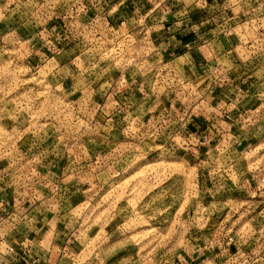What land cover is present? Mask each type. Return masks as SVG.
I'll use <instances>...</instances> for the list:
<instances>
[{
  "label": "rangeland",
  "instance_id": "obj_1",
  "mask_svg": "<svg viewBox=\"0 0 264 264\" xmlns=\"http://www.w3.org/2000/svg\"><path fill=\"white\" fill-rule=\"evenodd\" d=\"M0 196L22 264H264V0H0Z\"/></svg>",
  "mask_w": 264,
  "mask_h": 264
},
{
  "label": "crops",
  "instance_id": "obj_2",
  "mask_svg": "<svg viewBox=\"0 0 264 264\" xmlns=\"http://www.w3.org/2000/svg\"><path fill=\"white\" fill-rule=\"evenodd\" d=\"M195 17V16H194ZM193 18V17H192ZM198 20L197 17L193 18V20H187L184 19L181 20L182 23H186V22H193L196 23V21ZM119 20L117 21V23H115V26H117ZM181 22H176V20L174 18H172L171 20H166V21H158V24H156L157 26L155 27V31L153 29V37L156 41V44L160 45L159 48L156 47L155 50H152L154 55H158L159 58L161 59H157L156 62L152 61L149 64V58H144L143 56H139V60L135 61L132 63V65H130L128 68L126 69V72L124 71V75L129 79L130 85H129V94H130V102L131 104H137V105H147L149 104H155L157 103L155 98L148 96L146 97H141L139 96V92L136 95L137 98H135V94L137 93V91H145L148 90L146 86L144 87H137V84H133L132 80H136L138 79V77L136 76L137 73H141V75L144 73V70L149 68V66H155L156 64H159L160 62V66H164V67H176L179 66V59L182 56H186V57H199L201 60L204 61L205 56H204V51L203 48L201 49V46H197L195 44L196 43V35L195 34H191L190 31L188 30L186 33H183V31L181 30L180 26H178ZM136 24L140 25L142 24L141 21L139 20V22H136ZM136 24H132V21H127V25L128 27H132V26H136ZM132 25V26H131ZM192 26L194 27L195 25L192 24ZM121 30H123L122 28H120ZM129 30V32L133 33L132 30L133 29H127ZM180 30V32L178 31ZM142 33V29H140L139 34ZM194 33V32H193ZM165 41H167V44H165ZM189 42V43H187ZM169 47V48H166ZM145 56H147L145 54ZM204 57V58H203ZM164 61V62H163ZM191 63L194 64H198L196 61L194 60H190ZM124 69V70H125ZM166 70V69H165ZM174 70V69H172ZM139 71V72H138ZM139 73V74H140ZM132 74H135V76H132ZM140 78V77H139ZM67 80H65L64 83ZM140 85H143L142 82H140ZM80 88V87H79ZM153 89V88H152ZM142 93V92H141ZM141 98V99H140ZM138 99H140L138 101ZM5 198H8V196H0V199H2V201H4ZM14 200H17L18 202V197L15 196ZM10 211L5 212L4 209L0 208V264H13L10 263L13 260H16L17 263L16 264H22L23 263V259L21 258H16L14 255L16 253L14 252H9L8 251V247L9 246H14V248L19 251L21 250L23 247V245H27V243H32L34 240V237L31 236L30 234H32L34 232V229L29 228V226H24L21 227L20 225L15 226V225H8L7 223L9 222L10 218H12V216H19V211L17 213H14L15 210H11ZM12 213V214H10ZM28 234L26 238H23V236H21L20 234ZM47 243V242H46ZM49 243V247H50V242ZM10 259H12L10 261ZM40 264H45V263H49L45 260V262H39Z\"/></svg>",
  "mask_w": 264,
  "mask_h": 264
},
{
  "label": "built area",
  "instance_id": "obj_3",
  "mask_svg": "<svg viewBox=\"0 0 264 264\" xmlns=\"http://www.w3.org/2000/svg\"><path fill=\"white\" fill-rule=\"evenodd\" d=\"M121 24H122V25L126 24V21H125V20H122ZM120 84H122V85H127V84H128V86H129V85H130L129 79L124 75L123 78L120 80ZM142 84H143V83H142ZM9 252H11V253L14 252V253L20 255V252H19V251L17 252V250H14L13 247L10 248V251H9ZM21 259H23V263H28V262L31 261V260H26V259H24V257H22V256H21ZM11 260H12V259H10V261H11ZM10 263L16 264L17 261H16V260H13V261L10 262Z\"/></svg>",
  "mask_w": 264,
  "mask_h": 264
}]
</instances>
